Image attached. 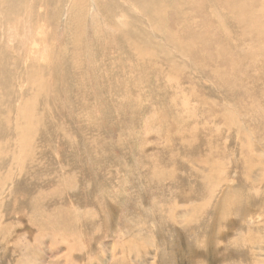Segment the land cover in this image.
<instances>
[{
  "label": "rangeland",
  "instance_id": "1",
  "mask_svg": "<svg viewBox=\"0 0 264 264\" xmlns=\"http://www.w3.org/2000/svg\"><path fill=\"white\" fill-rule=\"evenodd\" d=\"M42 1H24L33 11L31 20L6 26L0 21V78L12 70L16 78L10 76L9 88L17 103L21 93L29 96L31 90L29 81L18 78L28 66L44 67L52 58L63 68L57 81L45 71L47 96L37 100L40 111L32 116L52 135L47 158L38 162L36 157V174L29 177L35 187L14 194L13 184H0V264H264V62L255 44L248 47L253 43L249 33L240 30L234 50L227 49L237 61L244 36L242 53L248 51L240 58L241 77L227 61L212 65L207 77L187 68L180 78L171 68L187 65L189 58L160 30L154 12L143 7L145 0L53 1L50 20L44 19ZM248 1L264 11V0ZM110 4L111 14L104 9ZM207 4L208 12L192 14L196 20L206 14L208 21L216 20ZM203 21L195 22L196 31ZM232 28L237 31L239 24ZM125 41H136L149 52L128 54ZM140 57L147 58L145 72ZM80 75L84 82L92 78L94 90L78 89ZM7 90L1 81L0 97ZM169 152L177 165L169 161ZM153 163L158 167L151 169ZM0 171L7 174L5 167ZM32 191L39 200L33 207L36 218L31 216L36 222L26 224L22 200ZM127 201L141 205L124 218L127 209L119 204L131 206ZM46 212L54 214L50 218ZM50 220L61 224V236L38 237L40 222Z\"/></svg>",
  "mask_w": 264,
  "mask_h": 264
},
{
  "label": "bare ground",
  "instance_id": "2",
  "mask_svg": "<svg viewBox=\"0 0 264 264\" xmlns=\"http://www.w3.org/2000/svg\"><path fill=\"white\" fill-rule=\"evenodd\" d=\"M24 1L25 0H0V12H4V15H3L4 17L0 19L1 22L4 20V23L2 24V26H6L5 24L9 25L10 23H12L13 20H16L18 22H24V19H30L31 20V17L33 15V11H31V9H30V4H28V6L26 7V5L24 4ZM53 1L58 3L59 1H62V0H43L42 1L43 4L47 8V10L45 11V15H46L45 18H44L45 20H47V19L50 20V18H48V17H49V14L51 13V6H50V8L48 6ZM6 2L8 3L7 5H5ZM134 2H135V0H134ZM145 2H146V0L143 2L145 4V5H143V7L145 6V8H146V10L148 12H150V10H152V13L154 12V20L157 21V22H159L158 23L159 25H157V26L160 28V30H163L164 31L165 36L170 41H173L172 44H173V46L177 50L181 51L183 53V55H185L187 58H189V62L187 63V65H184L181 68L175 67L176 69L171 68V70L173 72H175L178 75V77L185 78L184 71L187 68L195 69L197 72H199L200 74H202V75H204V76L207 77L208 76L207 70L212 65L215 66L217 64L218 65L225 64L227 61L230 63V67H233L232 69H234L235 72L238 75H240V77H241V74H240L241 72H240V69H239V67H240L239 64L241 63V60L244 59V53L246 51H248V50H246L245 52L242 53V51L245 49V46L247 44L244 41L245 38H244V36L242 34H241L240 37L242 39L241 41H242V44L244 46V49H242V51H240L241 53H239L240 56H239L238 60L236 61V60L233 59L234 55H233V57H229V55L232 54L231 52L234 50V47H235L234 44L236 43V40L239 38L238 37V33L242 29H245V31L249 33L250 37H252L251 38V42H253V43L251 45H248V47L249 46H252L253 44H255L256 49L254 50V52L255 51H257V52H263L262 56H263V62H264V11H261L260 12L258 10H254V8H252L251 2H249L248 0H246L244 2H240L239 0H217V3H216V0H208L207 2H202V3L197 4V5H196V3H194V0H147V2L146 3ZM206 3H208L209 4V7L214 11V12H212V14L213 13L215 14L216 20L212 22L211 19H210V21H208L207 18L209 17L210 14L204 15V18L203 19L201 18V19H202V21L205 20V19L206 20L203 21V23L201 24V26H199L200 29L198 31H196L198 28L195 30V28H196L195 22L197 24V22L200 21L201 19L200 20H196V16L194 15V17H193L192 14H197V12H206L207 11V10H205ZM111 4L114 5V6H116V7H118V4H116V3H112L111 2ZM111 4L109 6L107 5L104 8L110 14L112 13V10H113V7H112ZM136 5H137V3H136ZM74 6L75 7H73V8H74V11L76 13L79 10L77 8L78 5L76 4ZM135 6H133V8ZM139 7H141V5ZM8 8L10 9V12H7L6 11V9H8ZM129 8H131V7H129ZM143 9H142V11H143ZM136 10H141V9H138L137 8ZM129 11H131V10H129ZM157 11H158L159 15H158ZM24 12H26V14H24ZM139 13H141V11ZM144 13H145V11H144ZM152 13H150V14H152ZM145 14H144V16H145ZM50 15H52V14H50ZM141 15H143V14H141ZM80 16L78 18H80ZM138 16L141 18L140 15H138ZM110 17L112 18V16H110ZM213 19H214V16H213ZM137 20L139 21V19H137ZM108 21H109V19H108ZM143 21H139V22H143ZM150 21H151V19L149 20V22ZM152 21H153V19H152ZM202 21H200L198 23L200 24ZM110 22H112L113 24H115L114 21H110ZM143 23L144 24H147L148 22L147 23L143 22ZM154 23H152V24H154ZM144 24H143V26H145ZM231 24L234 25V26L237 25V24H239V29L237 31H234L233 28L232 29H229V26ZM129 25L130 24H128V26ZM150 26H148V28ZM177 26H179L181 30L178 29L179 31H177V30L175 31L174 28L177 27ZM139 28H140V26H139ZM147 30L149 31V29H147ZM148 31H147V34H148ZM122 32H123V30H122ZM149 33H150V31H149ZM3 34H4V32L0 28V36H2ZM154 34L157 35L155 32H154ZM151 35L154 36L153 34H151ZM134 36H136V35L134 34ZM134 36H133V38H134ZM165 36H163V37H165ZM137 37H138V34H137ZM121 38L122 37H120L117 40V43L119 44V46H121V43H120ZM148 38H150V37L148 36ZM157 38H159V36ZM230 38H233L234 40L231 41ZM246 38L248 39L249 36L246 37ZM137 39H139V38H137ZM143 39H144V37H143ZM153 39H154V37H153ZM259 39H261V41ZM122 40H124V39H122ZM142 41H144V40H142ZM125 42H127V41H125ZM152 42H149V43H152ZM227 42H228V44L226 45ZM128 43H129V45H128ZM141 43H144L145 44V42H141ZM160 43H162V42H160ZM172 44H169V45L172 46ZM124 45H126V44H124ZM145 45H147V44H145ZM152 45H154V44H152ZM203 45H205V49H202L201 48ZM237 45H238V43H237ZM151 47H153V46H151ZM143 48L141 47V45L138 42H136V41L135 42L129 41V42H127V47L125 49H126V52L128 54H130L131 52L134 53L135 51L141 53V50ZM145 48H147V46ZM148 48H150V46ZM157 48H160V47H157ZM227 49L228 50L230 49L232 51H228ZM227 51L229 53H227ZM142 52H146V51H143L142 50ZM147 52H149V51H147ZM147 52H146V55H147ZM77 53H79V52L77 51ZM144 54L145 53H143V55ZM175 55H177V53ZM250 55H251V52H250ZM141 57H142V55H141ZM141 57L138 60V64L142 68V70L145 72L149 68V65H148V62L146 61L147 58L144 59L145 58L144 56H143L144 58H141ZM240 58H242V59L240 60ZM228 59H230V60H228ZM254 59L255 58L251 59V62L252 63L256 61ZM58 60L59 59L52 60V58H51L49 64L46 65V66H44V67L41 65V63L32 64V65H30V67L28 66L29 69H28V71H27V73L25 75H23V74L20 75L19 74L18 78H20L21 80L22 79L23 80L26 79L27 83H28V81L31 83V90H29V96L26 95L25 93H21L20 94V97H18V100H19L18 102L19 103L16 102V97L11 96V92H10V88H9V80L12 79L10 76H12V77L14 76V78H16V76L14 75V73L12 72V70H8V72H11V74L7 75L5 78H0V82L2 81V84L4 85V87L6 89H9L7 91H4L3 94L0 97V170H1V167L2 168L5 167V170H6V173H7L6 175H2V173L0 171V184L3 185V186L4 185L5 186L6 185L9 186V185L13 184V190L12 191H13L14 194H16V192H18V193L27 192L31 188L33 189V187H35V185H36L37 182L34 181V184H33V180H31L29 177L31 175L36 174V171H35V170H37L36 169V166H35L36 165V163H35L36 157H38L37 161L40 162L43 159L47 158V155H48V153H47V145H48L49 140L52 138V135H51V133L49 131V127L45 123H40V122L36 121L34 118H32V116L35 114L36 111H40V106H39L40 103L37 105L36 104L37 100L38 99H43L42 100V102H43L45 100L44 98L47 96V91H48V88H49V83L44 78L45 71H47L49 73L50 80L57 81V78H60L61 69H63V68H61L60 70L58 69V65H59V61ZM249 60H250V58H249ZM126 62H128V61H126ZM261 63H262V61H261ZM133 65H135V64H133ZM235 65H238V66L235 67ZM129 66H127V67H129ZM137 67L138 66H136V69H138ZM227 67H229V66H227ZM250 67H252L251 64L249 65L248 68H250ZM133 68H134V66H133ZM54 69L56 70V72H54ZM130 70H132V69H130ZM156 70H158V69H156ZM143 71H141V72H143ZM164 71L167 72V68ZM222 71H224V70H222ZM227 71H229V70H227ZM93 73H94V69L90 68V70H89L90 77L93 75ZM191 77L194 78V76H191ZM80 78L81 79H79L78 76L75 78V81L77 82L76 85L79 86L78 89H87V88H89V89H93L94 90L93 86L91 87V84H92V81H93L92 78H89V82H84L85 79H84V77L82 75H80ZM188 78H190V77H188ZM20 79H19V81H20ZM141 80H142V78H141ZM149 80H151V79H149ZM216 80L219 81V83H220V81L222 80V77L219 76V77L216 78ZM198 81H200V80L198 79ZM147 83H149V82H147ZM52 85L55 86V84H53V83H52ZM116 87H118V86L116 85ZM120 87H123V86H120ZM125 88L123 87V89H125ZM182 88H184V87H182ZM57 89H60V86L59 85H58ZM116 89L118 90V88H116ZM14 91L16 93V90L15 89H14ZM83 93H85V92L83 91ZM246 93H247V95H250L249 92L246 91ZM257 94H258V92H257ZM27 96H28V98H27ZM258 97L256 99H258ZM29 101H30V103H29ZM251 101H254V100H251ZM158 102H160V101H158ZM240 103H241V101H240ZM228 110H232V109L230 108ZM212 114L213 113L211 111V115ZM214 115H215V113H214ZM41 121H43V120H41ZM225 123H227V122L225 121ZM238 125H240V124H238ZM239 132H240V130H239ZM134 137H135V135H134ZM134 137H132V135H131V140ZM90 142L93 143L94 147H96L98 145L96 143V140H94V139H90ZM38 153H40V155H38ZM205 154H206V152H205ZM169 155L171 157V160H169V161H171L172 164L175 161V165H177L176 155L174 153H172V152H169ZM211 157H213V155ZM126 158L127 157H125V159ZM158 163L160 164V162H158ZM154 165H157V164L156 163H153L150 166V168L152 169V168L158 167V166H154ZM13 167L17 168L18 173L16 172V170L13 171L14 170ZM41 167H43V169H45V164L43 166H41ZM173 168H174V166L172 167V169ZM167 171H168V169H167ZM201 171H202V169H201ZM39 173H40V175L43 174L41 171H39ZM14 175H19V176H21V178L15 179L14 178ZM46 179L47 178H45L44 180L47 182L48 179L47 180ZM175 179H177V178H175ZM154 183H155L156 186H157V184H159V182L157 180H154ZM72 186H73V184H72ZM0 190H2V189L0 188ZM2 191H4V190H2ZM31 193L32 194L31 195H28L25 200H22V202L24 201L23 202V206H25V208L27 209L24 212L25 215H26V218H25V221L24 222L26 224H28L30 222H32L34 224L36 222V221H34V220L31 219V216H33L34 219L36 218L35 217L36 215L34 214L36 211L35 212L33 211V207H35V205L38 204L39 200L37 198L35 199V196H34L33 191ZM128 204H130L131 206H129V205L127 206V203L125 204V206H124V204H119V205H121V207L123 209H127V213L124 216V218L126 216H128L127 214L130 215L131 211L134 208H140V205H141L140 202H128ZM39 212H41V211H39ZM41 214H42V212H41ZM46 214L48 216H50V218H51V216L54 213L46 212ZM82 214L85 215V213H83V212H82ZM52 221H54V220H52ZM52 221L50 220L46 225H43L44 224L43 223L44 220H43V222H40V224H42V228L39 230L38 237H40V238L43 237L45 233H48V235H55L56 234V235L61 236V234L63 233V228H62L61 224L58 222L57 224L52 225L53 223L50 224ZM18 229H19V226H18ZM17 230H15V231H17ZM19 234H21V233H19ZM19 238H21V237H19ZM16 246H17V244H16Z\"/></svg>",
  "mask_w": 264,
  "mask_h": 264
}]
</instances>
